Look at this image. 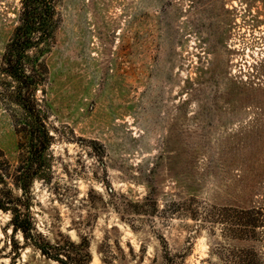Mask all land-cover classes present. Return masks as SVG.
<instances>
[{"label":"rangeland","instance_id":"obj_1","mask_svg":"<svg viewBox=\"0 0 264 264\" xmlns=\"http://www.w3.org/2000/svg\"><path fill=\"white\" fill-rule=\"evenodd\" d=\"M19 7L0 0V57ZM57 9L36 92L55 135L53 175L33 183L34 227L83 241L90 264H160L165 249L180 264L216 261L222 225L195 215L264 202V0ZM4 81L0 148L13 159L17 106L4 101ZM11 216L0 209V264H61L12 234ZM231 242L264 251V241Z\"/></svg>","mask_w":264,"mask_h":264},{"label":"trees","instance_id":"obj_2","mask_svg":"<svg viewBox=\"0 0 264 264\" xmlns=\"http://www.w3.org/2000/svg\"><path fill=\"white\" fill-rule=\"evenodd\" d=\"M59 1L20 0L16 25L0 57V77L5 79L4 101L17 106L11 117L18 137L13 159L0 148V209L12 215V234L20 232L25 243L32 244L44 257L61 264H90V253L83 241L68 238L50 241L39 232L34 227L30 207L34 181L49 182L53 175L50 148L55 135L42 104L45 100L37 99L36 92L39 88L45 91L48 66L44 58L59 24ZM14 189L20 194H14ZM195 216L222 225L225 241L217 243L211 251L216 254V261L207 259L206 264H264L263 250L253 244L231 242L264 241V202L246 208L220 207L213 213L198 212ZM17 246L14 241V247ZM160 264L180 262L177 255L165 249Z\"/></svg>","mask_w":264,"mask_h":264}]
</instances>
